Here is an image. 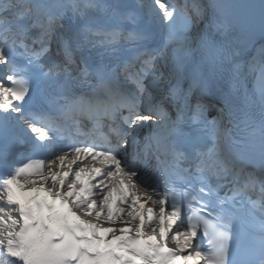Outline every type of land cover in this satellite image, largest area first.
<instances>
[{
	"label": "snow or ice",
	"instance_id": "obj_1",
	"mask_svg": "<svg viewBox=\"0 0 264 264\" xmlns=\"http://www.w3.org/2000/svg\"><path fill=\"white\" fill-rule=\"evenodd\" d=\"M0 264H264V0H0Z\"/></svg>",
	"mask_w": 264,
	"mask_h": 264
},
{
	"label": "bare ground",
	"instance_id": "obj_2",
	"mask_svg": "<svg viewBox=\"0 0 264 264\" xmlns=\"http://www.w3.org/2000/svg\"><path fill=\"white\" fill-rule=\"evenodd\" d=\"M177 2H179V1L177 0ZM179 3H180V4H183V3H184V0H183V3H182L181 0H180ZM156 30L160 31V32L164 35V38H166V32H165L163 29H156ZM171 246H172V245H171Z\"/></svg>",
	"mask_w": 264,
	"mask_h": 264
}]
</instances>
